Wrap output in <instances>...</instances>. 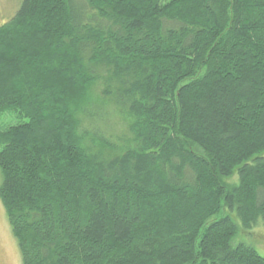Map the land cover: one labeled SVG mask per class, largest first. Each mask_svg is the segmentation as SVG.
Instances as JSON below:
<instances>
[{"label": "trees", "instance_id": "obj_1", "mask_svg": "<svg viewBox=\"0 0 264 264\" xmlns=\"http://www.w3.org/2000/svg\"><path fill=\"white\" fill-rule=\"evenodd\" d=\"M8 38L23 264H264L234 244L264 220V0H23Z\"/></svg>", "mask_w": 264, "mask_h": 264}, {"label": "rangeland", "instance_id": "obj_2", "mask_svg": "<svg viewBox=\"0 0 264 264\" xmlns=\"http://www.w3.org/2000/svg\"><path fill=\"white\" fill-rule=\"evenodd\" d=\"M23 0H0V26L9 23L20 10ZM29 35V34H28ZM33 38V34L29 35ZM29 38V37H28ZM27 39V38H26ZM31 41V39H29ZM25 41V39H24ZM20 43L24 44L20 40ZM9 47L12 49L14 44L11 39L1 44V51H7L9 54ZM8 56V55H7ZM12 73V72H11ZM11 75V74H10ZM13 80V77H11ZM11 85L7 77H0V88L6 85ZM98 93V92H97ZM67 94L65 95V97ZM109 116V123L107 125L108 133L112 135H120L126 133V126L120 116L114 110H111ZM20 124V120L12 113H6L0 116V130L16 126ZM194 146V145H193ZM196 147V146H195ZM198 150L199 148L196 147ZM2 184V174L0 171V186ZM224 214L220 215L223 216ZM219 217V216H218ZM216 217V218H218ZM239 225V233L234 240V244H246L257 250V252L264 257V220H261L252 230H246L241 222L237 221ZM0 264H23L22 255L19 249L18 242L13 235L7 212L0 199Z\"/></svg>", "mask_w": 264, "mask_h": 264}]
</instances>
